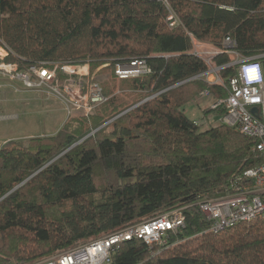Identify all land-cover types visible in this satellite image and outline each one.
I'll list each match as a JSON object with an SVG mask.
<instances>
[{
  "label": "trees",
  "instance_id": "1",
  "mask_svg": "<svg viewBox=\"0 0 264 264\" xmlns=\"http://www.w3.org/2000/svg\"><path fill=\"white\" fill-rule=\"evenodd\" d=\"M167 3L181 22L174 29L164 0H0L7 62L90 61L112 73L102 85L109 100L93 114L2 146L0 264L36 263L177 209L185 225L170 231L169 247L123 241L113 264H264V218L214 233L199 207L261 163L256 141L221 122L204 130L185 113L205 90L228 96L194 78L205 64L193 38L221 46L230 36L242 56L264 53V0ZM134 58L151 73L117 81L115 65Z\"/></svg>",
  "mask_w": 264,
  "mask_h": 264
},
{
  "label": "built area",
  "instance_id": "2",
  "mask_svg": "<svg viewBox=\"0 0 264 264\" xmlns=\"http://www.w3.org/2000/svg\"><path fill=\"white\" fill-rule=\"evenodd\" d=\"M164 1L168 9L166 21L169 28L174 29L181 22L167 0ZM191 52L205 64L204 70L194 78L228 91L226 98L214 100L210 108L223 106L226 112L219 121L254 139L253 151L262 160L231 179L223 196L199 203L210 222L207 231L217 233L264 218V53L242 56L230 36L225 37L221 46L193 38ZM10 53L0 39V79L7 80V85L15 92H38L56 99L67 119L93 114L109 100L102 84L90 76L88 65L43 62L20 69L18 63L6 61ZM221 56H227L228 61L219 63ZM253 69L255 75L250 74ZM227 71L233 73L227 74ZM150 73L151 67L143 58H134L114 67L118 81ZM202 98H212L211 92L205 90ZM12 118L16 115H0V122ZM6 142H0V150ZM184 225L183 210L177 209L32 264H113L112 253L120 242L137 238L144 240L151 249L153 246L162 249L170 246V231Z\"/></svg>",
  "mask_w": 264,
  "mask_h": 264
},
{
  "label": "rangeland",
  "instance_id": "3",
  "mask_svg": "<svg viewBox=\"0 0 264 264\" xmlns=\"http://www.w3.org/2000/svg\"><path fill=\"white\" fill-rule=\"evenodd\" d=\"M81 64L88 65L90 76L102 85L112 74L111 71H106L109 63L95 70H92L90 61ZM7 83V80L0 79V115H16V118L0 122L1 143L55 134L69 120L56 99L38 92H15ZM212 102H214L212 98L190 102L185 106V113L200 123L205 130L210 123L212 125L220 123V116L207 112Z\"/></svg>",
  "mask_w": 264,
  "mask_h": 264
},
{
  "label": "clouds",
  "instance_id": "4",
  "mask_svg": "<svg viewBox=\"0 0 264 264\" xmlns=\"http://www.w3.org/2000/svg\"><path fill=\"white\" fill-rule=\"evenodd\" d=\"M250 74H251V75H255V69H253V71H251Z\"/></svg>",
  "mask_w": 264,
  "mask_h": 264
},
{
  "label": "snow or ice",
  "instance_id": "5",
  "mask_svg": "<svg viewBox=\"0 0 264 264\" xmlns=\"http://www.w3.org/2000/svg\"><path fill=\"white\" fill-rule=\"evenodd\" d=\"M251 71H253V70H250V72H251ZM254 78H256V77H254Z\"/></svg>",
  "mask_w": 264,
  "mask_h": 264
}]
</instances>
